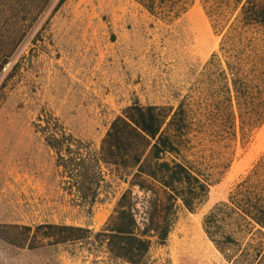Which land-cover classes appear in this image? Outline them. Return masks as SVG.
Returning <instances> with one entry per match:
<instances>
[{
  "label": "rangeland",
  "instance_id": "374dc122",
  "mask_svg": "<svg viewBox=\"0 0 264 264\" xmlns=\"http://www.w3.org/2000/svg\"><path fill=\"white\" fill-rule=\"evenodd\" d=\"M29 2L0 0V35L10 32L3 26L8 8L21 3L28 11ZM55 2L48 0L32 21L20 11L10 18L23 23V31L0 68V224L46 221L98 229L126 187L103 167L90 211L79 206L62 188L47 132L39 130L45 119L96 150L126 105L172 110L182 103L191 121L188 157L200 162L210 184L194 210L179 207L166 238L151 243L144 264H229L205 236L201 218L264 151V119L240 136L234 118V135L224 140L209 133L210 125L199 127L224 89L218 50L223 29L211 25L201 0L171 17L151 13L136 0H63L51 11ZM212 52L219 61L210 66ZM95 254L73 244L29 250L0 239V264H130Z\"/></svg>",
  "mask_w": 264,
  "mask_h": 264
},
{
  "label": "trees",
  "instance_id": "16d2710c",
  "mask_svg": "<svg viewBox=\"0 0 264 264\" xmlns=\"http://www.w3.org/2000/svg\"><path fill=\"white\" fill-rule=\"evenodd\" d=\"M63 0H56L51 11ZM151 13L175 16L192 0H136ZM48 0H30L28 11L10 6L0 35V68L17 41L23 23L12 19L17 11L38 17ZM213 27L222 31L218 50L223 57L224 89L211 101L205 116L209 133L227 139L264 119V0H201ZM25 17H22V19ZM8 20V21H7ZM212 52L207 65H216ZM234 107V109L232 108ZM182 103L126 105L113 117L93 150L45 119L39 130L55 154L62 188L88 212L103 180V167L126 182L112 210L98 229L63 222L0 224V239L29 250L57 244L84 246L95 256L144 264L153 241L163 242L179 207L192 211L205 198L209 175L200 162L188 157L189 124ZM222 132L224 134H222ZM219 138V137H218ZM226 144V141H224ZM199 164V165H198ZM201 227L214 248L229 264H264V151L248 171L201 218Z\"/></svg>",
  "mask_w": 264,
  "mask_h": 264
}]
</instances>
